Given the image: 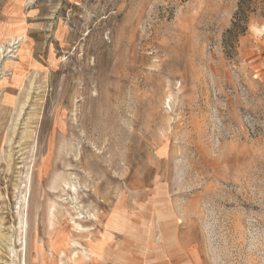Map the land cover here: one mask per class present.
<instances>
[{
    "label": "rangeland",
    "instance_id": "rangeland-1",
    "mask_svg": "<svg viewBox=\"0 0 264 264\" xmlns=\"http://www.w3.org/2000/svg\"><path fill=\"white\" fill-rule=\"evenodd\" d=\"M0 264H264V0H0Z\"/></svg>",
    "mask_w": 264,
    "mask_h": 264
},
{
    "label": "bare ground",
    "instance_id": "bare-ground-1",
    "mask_svg": "<svg viewBox=\"0 0 264 264\" xmlns=\"http://www.w3.org/2000/svg\"><path fill=\"white\" fill-rule=\"evenodd\" d=\"M10 263V262H9Z\"/></svg>",
    "mask_w": 264,
    "mask_h": 264
}]
</instances>
